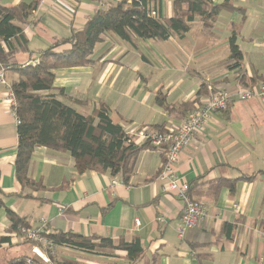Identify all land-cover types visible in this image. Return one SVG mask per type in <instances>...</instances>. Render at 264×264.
<instances>
[{
  "label": "crops",
  "instance_id": "1",
  "mask_svg": "<svg viewBox=\"0 0 264 264\" xmlns=\"http://www.w3.org/2000/svg\"><path fill=\"white\" fill-rule=\"evenodd\" d=\"M108 5L119 0H105ZM222 4L225 0H212ZM38 2L23 32L28 51H19L12 63L27 64L36 53L82 28L99 10L96 0H0L6 7ZM174 0H163L162 15L173 16ZM241 10L223 11L210 28L200 19L183 39L136 41L135 46L115 36L104 38L90 66L56 71L58 98L79 113L89 115L102 103L112 120L121 125L137 145L152 128L176 130L190 113L167 112L170 106H194L208 95L201 87L228 90L264 84V0H232ZM236 34L242 53L241 68L233 70L230 39ZM69 49L62 47L59 51ZM8 84L13 80L5 72ZM159 97V99H158ZM187 114V115H186ZM186 115V116H185ZM17 118L8 103L6 85L0 82V190L6 208L48 232H73L85 237L111 238L118 243L138 240L141 257L132 262L127 252H86L60 247L57 259L79 264H264V102L234 101L229 110L212 116L206 131L186 148L179 175L190 184L200 181L194 198L203 202L207 217L184 238L178 233L183 201L163 192L158 174L164 150L142 151L127 183L108 172L79 174L70 153L37 148L29 177L43 189L23 190L16 180ZM242 176L253 177L243 180ZM219 179L237 180L234 191ZM113 181H118L113 184ZM10 221L0 209V238L7 237ZM32 255L21 237L0 248V263Z\"/></svg>",
  "mask_w": 264,
  "mask_h": 264
},
{
  "label": "trees",
  "instance_id": "2",
  "mask_svg": "<svg viewBox=\"0 0 264 264\" xmlns=\"http://www.w3.org/2000/svg\"><path fill=\"white\" fill-rule=\"evenodd\" d=\"M162 2L163 0H119L106 9H99L82 28L73 29L67 38L56 40L49 48L38 51L36 57L31 58L27 64L12 63V59L19 51L29 52L22 27L30 23L33 12L38 9V2L12 7L0 3V70L5 68L14 77L9 84L15 99L13 112L18 120L15 175L23 190L43 189L40 182L29 177L33 154L41 147L70 153L79 174L108 172L114 177H121L125 183L129 181L140 153L151 148V145L148 142L137 145L124 128L112 120L110 110L102 103L93 113L84 115L61 101L58 94L53 93L57 90L54 86L56 71L95 64L97 61L92 58L94 50L108 36H115L133 46L136 41L141 40L165 42L174 37L183 39L196 19H200L205 28H210L221 12L241 10L233 5L232 0H225L222 4H215L212 0H174L173 16L166 18L161 12ZM66 46L69 49L59 51ZM242 57L234 34L230 39L233 70L241 68ZM33 61L37 63L34 64ZM248 85L253 86L255 83ZM209 86L204 84L199 96L201 93L207 94ZM57 92L61 95L64 93L61 89ZM159 103L171 113L183 114L189 108L188 113L193 110V105L189 102L170 106L163 97ZM150 130L166 131L159 127ZM252 178L241 177L243 180ZM236 182L237 180L219 179L209 184L218 193L223 185H228L234 191ZM199 186V180L189 185L187 195L192 200L199 201L194 198L193 192ZM1 194L0 190V209L5 208L10 226L7 228L8 236L0 238V248L3 244H10L12 237L22 238L23 228H35L25 217L6 208ZM43 227L44 224L36 229H40L49 242L59 247L91 253L99 249L125 251L132 262L137 261L143 253L138 240L131 243L120 240L116 243L111 238L99 236L48 232ZM23 244L30 247L32 242L23 239ZM42 248L52 264H79L73 261L60 262L56 258L58 252L52 255L46 247ZM0 264L43 263L33 255H23ZM198 264H206L203 256H198Z\"/></svg>",
  "mask_w": 264,
  "mask_h": 264
},
{
  "label": "built area",
  "instance_id": "3",
  "mask_svg": "<svg viewBox=\"0 0 264 264\" xmlns=\"http://www.w3.org/2000/svg\"><path fill=\"white\" fill-rule=\"evenodd\" d=\"M99 9H106L109 5L105 0H96ZM32 63L36 64L37 61ZM5 68L0 70V82L6 85L8 103L12 106L15 99L5 76ZM208 95L200 103H197L193 110L184 118L182 124L176 130L165 132L147 130L143 139L152 147L164 150V163L158 174V179L163 183V192L177 196L183 201V210L180 218L178 233L181 238L189 230L198 228L207 217V209L203 202L192 200L187 194L189 183L182 179L178 172L180 158L186 148L191 146L194 139L203 134L212 116L226 112L234 101H250L255 98L264 102V84L259 87L251 86L228 90L222 87L209 86ZM18 124V120H17ZM118 181H113L117 184ZM22 238L32 242L30 251L34 258L43 264H52L42 246L50 253L55 254L59 246L49 242L40 229L23 228Z\"/></svg>",
  "mask_w": 264,
  "mask_h": 264
},
{
  "label": "rangeland",
  "instance_id": "4",
  "mask_svg": "<svg viewBox=\"0 0 264 264\" xmlns=\"http://www.w3.org/2000/svg\"><path fill=\"white\" fill-rule=\"evenodd\" d=\"M106 38V37H105ZM97 47V46H96ZM96 49V48H95ZM95 51V50H94ZM94 55V54H93ZM92 58H93V56H92ZM33 255V254H32ZM34 256V255H33Z\"/></svg>",
  "mask_w": 264,
  "mask_h": 264
}]
</instances>
